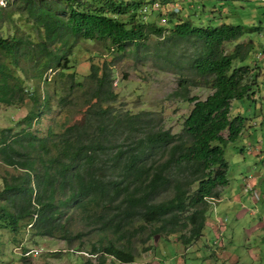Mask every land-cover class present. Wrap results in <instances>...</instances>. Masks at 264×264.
Wrapping results in <instances>:
<instances>
[{
    "label": "trees",
    "instance_id": "16d2710c",
    "mask_svg": "<svg viewBox=\"0 0 264 264\" xmlns=\"http://www.w3.org/2000/svg\"><path fill=\"white\" fill-rule=\"evenodd\" d=\"M172 1L160 0V3ZM143 2L12 0L0 4V104L14 106L25 100L23 79L13 71L22 68V61L30 67L32 78L47 85L51 79L48 80L45 73L49 69L56 71L53 84L59 87H53L51 95L58 97L60 104H66L70 93H86L82 101L85 115L57 134L59 141L50 143L55 149L53 154L48 137H36L29 131L37 119L34 110L19 121L24 127L15 134L8 136L11 129H1L0 157L8 165L18 164L24 175L4 179L0 187V229L18 234L24 223L36 235H58L69 240L71 234L62 217L70 203L76 202L81 208L87 204L99 205L101 198L110 194L113 198L123 191L127 216H134L141 228H152L148 237L159 234L168 238L178 233L177 239L190 245L202 235L210 207L215 206L221 188L229 182L224 149L235 142L249 119L231 112L232 101L244 98L254 101L258 66L241 63L253 52L254 42L246 34L255 28L223 22L217 26L195 25L188 17L176 20L174 16L179 11L170 7L159 18V21L165 18L166 25L169 15L168 26H159L160 22L158 25L143 21ZM33 26L39 31L38 37L31 33ZM165 32H170L167 38L172 45L185 41L194 46L190 67L211 93L204 99L184 96L193 105L179 134L151 132L139 142L137 151L129 152L123 165V180L134 175L132 189L130 181L123 187L115 182L108 186L92 168L87 171L80 168L81 159L91 164L94 154L90 151L103 148L97 136L84 142L88 123L94 117L96 127L103 131L105 119L115 129L123 123L136 125L148 113L111 116L108 107H101V104L116 100V94L111 91L109 66L92 63L84 79L77 80L75 72L70 71L73 48L84 39L107 41L119 52H124L129 43L138 50L148 34L162 36ZM227 44L232 45L229 50H225ZM28 94L34 105H38V97L33 92ZM49 99L50 96L44 95L45 106L50 104ZM22 140L26 141L21 145L23 152L14 146ZM156 147H165L166 158L159 164L147 165L146 150ZM35 150L49 155L46 160L40 158L43 171L38 173L35 172L36 156L32 158L30 154ZM122 154L119 150L115 158ZM172 165L179 166L184 176L171 177L168 169ZM66 186L69 194L56 201L57 188ZM167 187L171 189V196L156 201L157 194ZM89 195V202L85 203L84 198ZM99 251L101 256L110 255L123 263L134 261L131 250L111 241L92 245L89 253L94 255Z\"/></svg>",
    "mask_w": 264,
    "mask_h": 264
},
{
    "label": "rangeland",
    "instance_id": "374dc122",
    "mask_svg": "<svg viewBox=\"0 0 264 264\" xmlns=\"http://www.w3.org/2000/svg\"><path fill=\"white\" fill-rule=\"evenodd\" d=\"M7 1L12 0H0V4L5 5ZM143 1L141 9L151 4V0ZM188 2L192 4L191 8ZM170 3L179 9L174 16L176 20L188 17L195 25L217 26L223 22L255 28L246 34L254 42L253 52L241 64L258 66L255 69V74H258L257 86L252 95L256 102L247 98L233 100L231 112L252 120L257 113V122L251 128L246 125L252 137L247 139L239 135L235 142L224 149L229 182L221 188L222 201L210 207L202 235L190 245L179 241L178 233L168 238L159 234L148 237L152 228H141L134 216H127L122 191L116 197L111 198L113 194H110L101 198L99 205L87 204L81 208L76 202L70 203L62 217L71 234L69 240L58 235H36L24 223L18 234L0 229V264H264V157L258 158L264 153V58H256L264 50V5L255 0H173ZM163 13L161 9L155 10L142 19L158 24ZM168 18L169 15L166 25H158L168 26ZM23 29L26 31L25 27ZM31 33L35 37L39 35L35 26L31 28ZM168 33L162 36L148 34L143 40L144 45L138 50H134V45L129 43L124 52H119L107 41L84 39L79 40L73 48V67L70 71L75 72L77 80L84 79L92 63H107L109 66L111 91L116 94V100L101 104V107H108L111 116L121 117L125 113L135 115L141 111L148 113L136 125L123 123L115 129H112L108 119L102 122L105 125L103 131L96 127L94 117L88 123L84 142L97 136L103 148L90 151L94 154L91 164L81 159L80 168L85 171L92 168L108 186L115 182L123 187L130 181L129 187L132 189L134 175L123 180V165L129 152L137 151L139 142L151 132L179 134L183 120L193 105L184 96L204 99L211 93V89L199 80L190 67L194 46L185 41L172 45L167 38ZM231 46L225 45V50ZM21 66V69L13 71L23 79L25 100L14 106L0 104V131L11 129L8 136L15 134L24 127L19 121L34 110L37 119L29 131L36 137H48L53 154L55 149L50 143L59 141L57 134L85 115L86 108L82 101L86 93H70L66 104H60L58 97L51 95L53 87H59L53 84L56 71L49 69L45 73L44 76L51 79L47 85L32 78L28 70L30 67L23 61ZM30 92L38 97V105L32 102ZM44 95L50 96L48 106H45ZM22 144H26V141L22 140L14 146L23 152ZM119 150L123 154L116 159ZM146 153L147 165L159 164L166 158L165 147L146 150ZM30 154L32 158L36 156L35 172H42L39 160H46L49 155L39 150ZM17 158L24 159L25 156ZM184 173L176 165L168 169V174L176 179L184 176ZM18 175H24L19 165H8L0 157V187L4 179ZM245 180L254 186L258 194L256 198L252 193L244 192ZM68 194V186L64 189L59 187L55 199H63ZM90 196L84 198L85 203L89 202ZM169 196L171 189L167 187L157 194L155 200ZM234 197V202L229 203L230 198ZM108 241L131 250L134 261L123 263L110 255L101 256L100 251L94 255L89 253L92 245L106 244ZM146 247L149 248L146 250Z\"/></svg>",
    "mask_w": 264,
    "mask_h": 264
},
{
    "label": "built area",
    "instance_id": "2783aa9c",
    "mask_svg": "<svg viewBox=\"0 0 264 264\" xmlns=\"http://www.w3.org/2000/svg\"><path fill=\"white\" fill-rule=\"evenodd\" d=\"M258 1H260V2H262L263 4H264V0H258ZM169 7L173 10V11H175V12H177V11H179V9L173 4V3H165L164 5L163 4H161L160 2H157V1H154V2H152L151 4H149V5H145L142 9H141V12H142V18L143 19H145L146 17H147V15H150L153 11H155V10H159V9H161V10H163V12H165V11H168V10H170L169 9ZM161 24H165V22H166V20H165V18H161L160 19V21H159ZM256 58H264V51L262 52V53H258L257 55H256ZM255 124V123H254ZM245 187H244V192H247V193H252L251 195L254 197V198H256L257 196H258V194H257V192H256V190L254 189V186L251 184H249V183H247L246 182V184L244 185ZM250 195V196H251Z\"/></svg>",
    "mask_w": 264,
    "mask_h": 264
},
{
    "label": "crops",
    "instance_id": "0c3cea01",
    "mask_svg": "<svg viewBox=\"0 0 264 264\" xmlns=\"http://www.w3.org/2000/svg\"><path fill=\"white\" fill-rule=\"evenodd\" d=\"M255 2H257V3H259V4H262V5H264L262 2H260V1H258V0H255ZM188 7L189 8H191L192 7V4H189V2H188ZM261 70V69H260ZM255 98V97H254ZM254 98H252V99H254ZM256 99H254V101H255ZM256 102V101H255ZM257 116V113H255V116H254V118H253V120L252 119H249L248 120V122H247V125H250V128L252 127L251 125H253L255 122H257V118H255ZM261 123V122H260ZM254 125H256V124H254ZM249 130L250 129H246V127L242 130V132H241V134H240V136L241 137H246L247 139H249L250 137H252V133L251 132H249ZM242 150H240V152H241ZM263 157H264V153L262 154L261 153V155H258V158L259 159H263ZM246 180H245V184H246ZM244 187V186H243ZM222 191H223V189H222ZM236 198L234 197V198H230V200H229V203L230 202H234V200H235ZM222 201V198H221V195H220V198H219V200L216 202V204L217 203H220Z\"/></svg>",
    "mask_w": 264,
    "mask_h": 264
},
{
    "label": "clouds",
    "instance_id": "9594fccd",
    "mask_svg": "<svg viewBox=\"0 0 264 264\" xmlns=\"http://www.w3.org/2000/svg\"><path fill=\"white\" fill-rule=\"evenodd\" d=\"M264 51V50H263Z\"/></svg>",
    "mask_w": 264,
    "mask_h": 264
}]
</instances>
